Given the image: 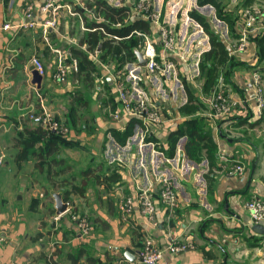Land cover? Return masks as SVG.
<instances>
[{
	"label": "crops",
	"instance_id": "0c3cea01",
	"mask_svg": "<svg viewBox=\"0 0 264 264\" xmlns=\"http://www.w3.org/2000/svg\"><path fill=\"white\" fill-rule=\"evenodd\" d=\"M101 1L109 7L125 8L126 21L134 22L133 4L140 0ZM147 1L181 43L167 59L174 72L134 71L139 64L138 48L135 61L119 68L130 82L132 70L139 77L148 76L138 86L165 119L151 136L142 133L141 121L136 123L133 135L122 146L113 131L123 133L134 118L122 116L115 121L111 116L119 105L114 82L105 69L108 65L116 69L119 63L102 62L101 47L89 50L87 39L97 31V25L107 22L96 10L98 1L62 0L63 6L70 5L78 14L62 9L57 28L45 38L40 27H18L39 20L36 11L31 19L26 17L32 0H0V155L4 157L0 170V236L4 238L0 264H116L119 259L135 257L148 237L164 250L160 264H264V233L254 229L261 225L252 224L247 210L251 199L264 198V111L256 112L253 82L257 72L264 81V66L259 71L253 67L258 64L253 43L244 52H231L237 32L219 19L214 5L237 24L244 8L264 10V0H211L213 3L205 4L199 0ZM196 17L220 34L235 60L222 71L230 72L227 90L243 103L219 121L206 116L215 86L206 91L199 66L198 74L194 69L212 48L210 36ZM7 24L11 27L4 29ZM103 34V40L111 39ZM149 35L158 42L156 26H151ZM156 48L160 52L159 45ZM74 49L86 52L97 69L75 73L70 68L67 81L56 82L57 51L67 56L73 55ZM183 49L189 50L184 62L180 58ZM94 51L96 58L92 57ZM34 56L46 70L39 86L33 83ZM79 76L94 84L104 77L106 84H97L95 91L85 93ZM186 85L204 105L195 102L200 108L193 115L182 112L189 103ZM43 112L71 128L72 136L62 137L29 119V115ZM85 115L86 124L82 120ZM186 126L209 131L217 146L213 164L203 149L204 141L199 144V160L189 156L187 135L171 151L170 136ZM236 160L246 168L242 179L227 175ZM158 171L173 182L179 203L173 211L160 201ZM140 187L152 189L157 206L155 224L139 212L125 221L119 212L121 198ZM56 196L68 205L60 216ZM73 216L88 219L89 234L82 235ZM173 241L192 248L171 251L168 247ZM133 263L140 264L137 260Z\"/></svg>",
	"mask_w": 264,
	"mask_h": 264
},
{
	"label": "built area",
	"instance_id": "2783aa9c",
	"mask_svg": "<svg viewBox=\"0 0 264 264\" xmlns=\"http://www.w3.org/2000/svg\"><path fill=\"white\" fill-rule=\"evenodd\" d=\"M62 0H32V3L28 6V12L26 17L31 19L32 12L36 11L39 20H30L21 26L23 28H35L40 27L42 34L45 38L49 34L50 30L56 29L58 26V20L61 16V10L66 8L70 15H77L76 11H73L70 5L63 6ZM133 13L131 17L133 20L143 19L151 23V26H156L157 34L159 39H151L149 34L136 32L138 36L143 38L142 44L137 49V52H142V57L147 61L145 67H140L139 64L135 66V70L140 68L146 69L149 74L152 73H168L173 72L175 67L172 63L168 62V58L171 54L177 51L180 43L179 38L174 29L170 26L162 24L160 13L156 12L152 5L147 0H140L133 4ZM130 18V19H131ZM237 26V39L231 52H244L246 51L248 44L253 43L252 38L264 36V10L261 8H244L239 15ZM10 25H5L4 29L10 28ZM100 30L106 34L104 28ZM111 39L117 40L118 37L108 35ZM254 44V43H253ZM157 45L161 48L160 52L157 50ZM255 45V44H254ZM189 50L183 49L181 53L182 62L186 61V54ZM58 59L55 65V71L53 79L58 83H65L69 69L73 72H79V62L72 55L68 54L65 56L60 51H57ZM96 51L92 57L96 58ZM32 63L40 76H45L46 70L41 60L34 56ZM198 63L194 67L196 73H199ZM108 77L112 78L117 93V104L119 105L118 111L113 113L111 116L115 121L121 119L122 116H126L129 119H139L141 121L142 133L145 135H153L156 129L161 127L165 123V119L160 109L155 105L154 102L149 100L143 89L138 86V82L143 80L145 77H139L132 71L130 74V81L127 80V74L124 70L116 69L112 65L105 66ZM253 82L255 84V99H256V112L261 114L264 111V87L261 75L257 72L254 74ZM99 85H105V78L102 77L96 82ZM131 84V85H129ZM209 111L206 116L214 121L226 119L230 115L234 114L239 106L242 105L243 101L234 99L231 93L226 88V82H224L223 74L220 75L218 82L215 86L213 94L209 99ZM29 119L38 124L42 125L55 133H58L63 137L68 132L67 128L58 123L52 114L43 112L42 114H31ZM4 163V157L0 155V170ZM246 168L244 164L236 160L230 168L227 169V175L236 179H242L245 176ZM156 177L160 183L159 197L160 201L166 208L173 211L179 207L177 193L175 191L172 180L162 171L156 172ZM138 192L130 194L127 197L121 198L118 208L122 216V219H127L135 216L137 212L141 215L146 216L151 222H155L157 206L151 194V188L140 187L137 189ZM247 210L250 214V220L254 225H261L264 227V198H253L247 204ZM73 219L77 222L82 235L89 234L91 226L86 217L73 216ZM4 242V238L0 236V245ZM168 249L174 252L185 251L192 248L191 244H178L173 241ZM164 257V250L160 248L152 238H147L140 250L135 255V259L140 264H160ZM116 264H134L128 259H119Z\"/></svg>",
	"mask_w": 264,
	"mask_h": 264
},
{
	"label": "trees",
	"instance_id": "16d2710c",
	"mask_svg": "<svg viewBox=\"0 0 264 264\" xmlns=\"http://www.w3.org/2000/svg\"><path fill=\"white\" fill-rule=\"evenodd\" d=\"M96 10L100 15L104 16L107 20L106 23L97 25V31L92 34H88V44L90 46L89 50L93 51L94 49L100 48V59L102 62H116L119 63L118 67H124L126 62H132L136 59L135 49L143 42V38L138 36L136 32H141L149 34L151 31V23L143 19L135 20L134 22L126 21L128 16L124 12L125 8L116 9L113 7L106 6L104 1L97 0ZM200 4L213 3L211 0H199ZM214 5L217 8L218 17L221 20H224L228 23L230 30L235 33L236 31V20L230 17L229 15H223L222 10L214 2ZM196 19L202 24L205 32L210 36L211 50L205 54L200 62L199 68L201 71L202 77L206 80L205 89L210 92L214 86H216L218 79L222 73V67L227 68L226 65H230L235 62L234 58H231L229 55V49L223 42L220 34H217L213 29H211L209 23H207L203 18L196 17ZM120 24L119 26H117ZM104 28L106 35L119 37L121 40L115 41L114 39L103 40L106 36L101 32L100 28ZM99 29V30H98ZM108 37V36H107ZM252 42L256 45L257 48V57L258 64L255 69L260 70L259 67L264 66V36L252 38ZM86 44V42H84ZM74 57L79 62V72L84 73L87 71V68L93 67L97 69V65H94V62H90L88 54L81 49L73 50ZM229 69V68H228ZM230 76V72H226V78ZM88 80V78L85 76ZM187 89L189 103L182 109V112L186 115H193L199 110V106H204L201 102L198 101L197 97L194 94V91L188 86H185ZM199 102V106L195 105V102ZM140 123L139 119L131 120L128 124L127 129L121 133L120 131H113V137L115 140L122 146H124L134 133L135 124ZM191 126H186V129L180 130L170 136L172 141L173 152L175 150V145L179 139L187 135L189 142L187 145V153L190 157L195 160L198 153L201 151L200 143L205 142L203 149L207 151V157L211 164L214 162V157L216 155L217 146L209 135V131L203 127V130L199 129L194 130L190 129ZM223 135V134H221ZM170 155L171 152H170Z\"/></svg>",
	"mask_w": 264,
	"mask_h": 264
},
{
	"label": "water",
	"instance_id": "95a60500",
	"mask_svg": "<svg viewBox=\"0 0 264 264\" xmlns=\"http://www.w3.org/2000/svg\"><path fill=\"white\" fill-rule=\"evenodd\" d=\"M137 56L139 58V66L145 67L147 61L145 59H143L142 52H137ZM32 70H33V76H34L33 83L37 84L39 86L42 82V76H40L38 74V72L36 70H34L33 67H32ZM56 200H57V214L60 216L67 211L68 205L67 204L65 205L62 203L60 196H56ZM254 229L260 233H264V227L263 226H255ZM128 258L131 262L136 260L134 256H129Z\"/></svg>",
	"mask_w": 264,
	"mask_h": 264
},
{
	"label": "rangeland",
	"instance_id": "374dc122",
	"mask_svg": "<svg viewBox=\"0 0 264 264\" xmlns=\"http://www.w3.org/2000/svg\"><path fill=\"white\" fill-rule=\"evenodd\" d=\"M237 32V31H236ZM223 72V76H224V82H226V71L224 70V71H222ZM79 78L81 79V81H82V84H81V87H82V90H84L85 91V93H86V91H95V89H97L98 88V85L95 83L94 84V81H92V82H90L89 80H87L86 78H85V76H79ZM129 85H131V84H129ZM263 87H264V81H263ZM75 102L76 103H78V104H80V102H78V100H75ZM82 120H83V122L86 124V115L84 116V118H82ZM59 122V121H58ZM60 123V122H59ZM60 124H62V125H64L66 128H67V130H68V132L66 133V134H64L63 135V137H65V138H68V137H71L72 136V130H70L71 128H69V127H67L65 124H63V123H60ZM85 131H86V129H85ZM61 135V134H60ZM263 245H261V247H262Z\"/></svg>",
	"mask_w": 264,
	"mask_h": 264
}]
</instances>
